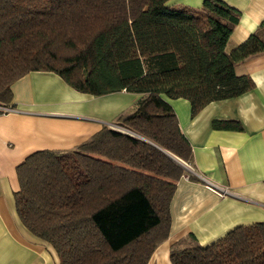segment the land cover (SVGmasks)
I'll return each instance as SVG.
<instances>
[{
    "label": "trees",
    "instance_id": "1",
    "mask_svg": "<svg viewBox=\"0 0 264 264\" xmlns=\"http://www.w3.org/2000/svg\"><path fill=\"white\" fill-rule=\"evenodd\" d=\"M171 0H0V106L30 73H51L72 90L140 95L81 144L39 150L16 166V216L59 264H147L168 238L176 183L192 148L166 99L209 103L254 88L235 68L264 53L260 26L226 45L240 12L222 0L198 8ZM0 111V114H3ZM213 130L242 132L237 121ZM192 180H197L190 176ZM171 264H264V223L240 226L201 247L171 245Z\"/></svg>",
    "mask_w": 264,
    "mask_h": 264
},
{
    "label": "crops",
    "instance_id": "2",
    "mask_svg": "<svg viewBox=\"0 0 264 264\" xmlns=\"http://www.w3.org/2000/svg\"><path fill=\"white\" fill-rule=\"evenodd\" d=\"M222 1L240 12L226 48L264 28V0ZM202 2L170 4L198 8ZM235 72L249 76L254 88L209 103L195 116L188 101L166 99L192 148V165L185 163L170 201L168 238L147 264H171V245L187 235L206 247L236 227L264 223V53L241 63ZM11 90L13 111L0 114V264H59L52 248L34 238L16 216L15 168L35 151L71 149L103 125L115 128L112 119L140 95L92 97L72 90L51 73H30ZM213 121H237L243 131L213 130Z\"/></svg>",
    "mask_w": 264,
    "mask_h": 264
},
{
    "label": "built area",
    "instance_id": "3",
    "mask_svg": "<svg viewBox=\"0 0 264 264\" xmlns=\"http://www.w3.org/2000/svg\"><path fill=\"white\" fill-rule=\"evenodd\" d=\"M0 111H3L4 113H9L11 111V109L9 107L7 108V107L0 106ZM180 164L184 168L187 167L184 162H180ZM221 191H222V194H224V193L227 194V191H225V190H221Z\"/></svg>",
    "mask_w": 264,
    "mask_h": 264
},
{
    "label": "rangeland",
    "instance_id": "4",
    "mask_svg": "<svg viewBox=\"0 0 264 264\" xmlns=\"http://www.w3.org/2000/svg\"><path fill=\"white\" fill-rule=\"evenodd\" d=\"M226 46H227V45H226ZM233 48H234V47H233ZM233 48H229V47H227L225 50H226V52H230ZM7 108H8V107H7ZM10 109H11V111H13L11 107H10ZM11 111H10V112H11Z\"/></svg>",
    "mask_w": 264,
    "mask_h": 264
}]
</instances>
